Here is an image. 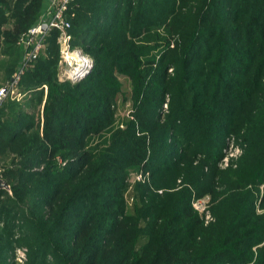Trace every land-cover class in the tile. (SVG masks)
Instances as JSON below:
<instances>
[{
    "label": "trees",
    "instance_id": "1",
    "mask_svg": "<svg viewBox=\"0 0 264 264\" xmlns=\"http://www.w3.org/2000/svg\"><path fill=\"white\" fill-rule=\"evenodd\" d=\"M44 1L0 0V89L21 69L27 52L18 41ZM127 1L121 16L108 13L109 0L72 5V44L95 64L82 80H59V32L51 29L18 83L23 98L0 101V159L17 141L28 161L43 156L42 170L14 164L0 171L17 203L31 206V261L48 246L59 264H264V106L255 108L264 0H195L188 17V0H148L153 8L140 0L134 15ZM120 94L124 105L132 102L128 114L116 115ZM241 130L247 144L239 164L218 170L227 136ZM199 154L206 158L191 170ZM207 165L213 175L205 178ZM187 170L188 188L153 215L145 197L176 185ZM189 187L222 196L209 227L190 205ZM134 211L145 222L163 218L161 230L146 223L134 233ZM194 246L193 254L170 259Z\"/></svg>",
    "mask_w": 264,
    "mask_h": 264
},
{
    "label": "rangeland",
    "instance_id": "2",
    "mask_svg": "<svg viewBox=\"0 0 264 264\" xmlns=\"http://www.w3.org/2000/svg\"><path fill=\"white\" fill-rule=\"evenodd\" d=\"M111 1V7L108 9L109 14L116 13L121 16L123 15L124 8L128 7V1L127 0H109ZM140 0H132L131 3V9L133 11V15L136 12V8L139 6ZM155 1V0H154ZM154 1L151 2L148 0H142V5L145 6V3L150 4V8L154 7ZM158 0H156L157 2ZM160 2H167L168 0H161ZM184 8L185 12L187 13L185 16L188 17L190 14L193 13V11L196 9L197 2L195 0H188L184 1ZM141 5V6H142ZM159 6V5H158ZM72 47H78L80 49H84L83 47L74 46L72 44ZM85 51V50H84ZM86 52V51H85ZM88 53V52H86ZM89 54V53H88ZM90 55V54H89ZM92 57V56H91ZM93 59V57H92ZM94 62V59H93ZM59 65V80L60 81H71L76 82L79 80H82L83 77L87 76L90 72L83 75L82 78L73 81V79L70 77L69 74V66L66 65V63L63 61L61 50H60V59L58 62ZM95 66V65H94ZM169 73L172 75L174 73L173 69L169 70ZM173 76V75H172ZM262 86L260 91V97L257 100L255 108L259 110L262 106H264V75L262 77ZM127 85L126 83L124 84ZM48 86L45 87V90L47 92ZM124 90L129 91V88H125ZM166 99L169 98V94L165 96ZM120 104L119 109H116V115L119 114H128L130 112V108L132 106V102L130 100H126L125 105L123 104V95L120 94L118 103ZM111 106V109L115 108V103ZM168 109V104L165 103L162 109L163 114L166 113ZM165 112V113H164ZM162 114V115H163ZM115 115V116H116ZM38 122H40L39 118L36 119ZM42 126V124H41ZM40 126V127H41ZM246 135V132L244 130L241 131H234L231 132L229 136L226 138L225 145L222 146L220 152L221 156L218 157V161L215 163L218 170H225L227 168H230V166H236L239 164L241 158L243 157L245 153V147H246V141L244 136ZM173 147V146H172ZM174 148V147H173ZM21 142L17 141L14 144H12L11 148L6 149L0 159V171L13 166L14 164L17 165H25L29 170H42L43 169V156L42 153L38 152L36 154V159L28 161L27 158L29 156H25V154H20L21 150ZM77 155H73L72 159L76 157ZM206 158L205 154H199L195 157L193 168L194 166L199 167V165L203 162V160ZM198 170V168H197ZM188 172L184 173V176H181L178 178L176 185L169 186L168 188H160L157 191H151L146 197L145 200H147V203L152 204L155 206L154 211L152 212L153 215L156 213L159 214L161 207L164 205H167V208H171V204L175 198L169 199L171 195H175L178 197V193L184 189L182 188H188V183H186V177L189 176V170ZM200 173V171L198 170ZM205 178L211 177L213 175V170H210L209 166L204 167ZM134 179L139 180V177H134ZM220 179V175L216 176L215 181L216 184L218 180ZM37 178H34L31 180V185L33 187L36 186ZM131 180V181H133ZM261 187V195L262 198H264V183L260 185ZM221 191L223 190V187H218ZM191 190V198H190V205L197 209L199 216L202 218V223L205 227H209L214 223L216 220L215 216V209H216V203L221 199L222 196H217L215 199H212V197L209 194L199 195L197 191L194 188L189 187ZM5 190L4 196L0 198V264H59L56 260L53 252L52 247L44 246L42 251L37 253L36 257L31 261V247L29 246L32 244L35 240L36 231L35 229L31 228L28 221V209L31 208L29 204L22 205L21 203H17L16 194L12 192V190ZM36 190V194H37ZM125 199L127 201V204L129 207H131L135 199L126 192L124 194ZM210 198H209V197ZM22 209L25 211H22ZM153 215H148L147 221L145 222L142 218V212H133V217L131 218L130 226L134 233H141L146 230L147 226L146 223L150 224L155 230V232L161 230V224L163 223V218L159 220H155ZM209 217V219L213 220L209 223H206V219ZM151 229V228H150ZM203 229V228H202ZM199 241V240H198ZM198 241L196 244H199ZM106 245L111 247L114 242V239L108 235L105 238ZM196 246L192 247V249L186 250L181 249L177 256L174 258L170 257L171 260L178 261V259L184 258V256H188L189 254H193V249ZM107 249H110L107 247Z\"/></svg>",
    "mask_w": 264,
    "mask_h": 264
},
{
    "label": "built area",
    "instance_id": "3",
    "mask_svg": "<svg viewBox=\"0 0 264 264\" xmlns=\"http://www.w3.org/2000/svg\"><path fill=\"white\" fill-rule=\"evenodd\" d=\"M75 1L76 0H52L49 16L45 17V19H39L28 28L27 32H24L20 36L18 43L25 48L27 53L23 59L21 69L13 75L11 81L6 86L0 89V101L8 94H12L17 100L23 98V95L17 92L18 83L28 67L27 65L31 56L39 54L46 48V37L48 31L51 29H56L59 32L58 45L61 50L63 61L70 67L69 74L73 81L82 78L84 74L90 72L94 68L95 64L91 55L86 53L84 49L72 47L73 34L70 31V15L71 7ZM138 177L139 180L143 178L142 176ZM210 221L213 220L207 217L206 223Z\"/></svg>",
    "mask_w": 264,
    "mask_h": 264
},
{
    "label": "crops",
    "instance_id": "4",
    "mask_svg": "<svg viewBox=\"0 0 264 264\" xmlns=\"http://www.w3.org/2000/svg\"><path fill=\"white\" fill-rule=\"evenodd\" d=\"M52 5V0H45L42 7V13L39 19H45V17L49 16L50 8Z\"/></svg>",
    "mask_w": 264,
    "mask_h": 264
},
{
    "label": "water",
    "instance_id": "5",
    "mask_svg": "<svg viewBox=\"0 0 264 264\" xmlns=\"http://www.w3.org/2000/svg\"><path fill=\"white\" fill-rule=\"evenodd\" d=\"M0 188H4L7 190H10V186L7 183V181L2 177L1 173H0Z\"/></svg>",
    "mask_w": 264,
    "mask_h": 264
}]
</instances>
